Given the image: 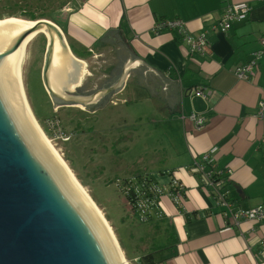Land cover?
I'll return each instance as SVG.
<instances>
[{
  "label": "crops",
  "instance_id": "1",
  "mask_svg": "<svg viewBox=\"0 0 264 264\" xmlns=\"http://www.w3.org/2000/svg\"><path fill=\"white\" fill-rule=\"evenodd\" d=\"M238 3L248 5L246 19L225 33L212 34L202 57L189 56L176 31L152 32L156 22L177 19L196 34L226 5ZM66 12L59 29L71 55L86 60L90 74L83 84L64 90L68 94L87 97L109 89L127 60L142 62L129 69L122 87L96 112H103V121L112 125V117L133 124L126 137L129 148L143 140L144 156H162L157 163L143 164L134 176L150 174L165 190L174 179L183 187L180 205L162 196L161 218L147 224L160 230L155 238L165 240L156 264H264V219L234 224L230 212L215 205L193 166L212 151L214 170H230L234 208L264 204V122L256 117L258 103L264 101V56L249 79L239 80L233 72L260 48L264 2L76 0ZM197 87L210 89L211 98L192 97ZM116 107V114L108 111ZM192 114L205 117L200 129L189 119ZM156 132L165 144H152Z\"/></svg>",
  "mask_w": 264,
  "mask_h": 264
},
{
  "label": "water",
  "instance_id": "2",
  "mask_svg": "<svg viewBox=\"0 0 264 264\" xmlns=\"http://www.w3.org/2000/svg\"><path fill=\"white\" fill-rule=\"evenodd\" d=\"M0 37V264H117L98 222L62 172L32 137L15 108L8 85L9 62L32 33L45 30L43 87L60 106L96 111L122 87L139 60L125 62L113 87L87 97L68 94L85 82L86 60L69 52L61 31L36 20ZM56 102V103H55Z\"/></svg>",
  "mask_w": 264,
  "mask_h": 264
},
{
  "label": "rangeland",
  "instance_id": "3",
  "mask_svg": "<svg viewBox=\"0 0 264 264\" xmlns=\"http://www.w3.org/2000/svg\"><path fill=\"white\" fill-rule=\"evenodd\" d=\"M73 2L76 0H0V19L15 17L32 21L33 17V21L47 20L60 28ZM45 56L46 38L39 34L26 45L21 65L29 108L53 147L102 211L128 264H141L140 257L161 249L165 240L154 237L161 233L160 230L135 221L118 184L122 179L134 176L143 164L161 161L162 156L159 153L144 156L143 140L137 139L134 147L127 146V133L133 124L112 117V125L103 121L106 118L102 116L103 112H90L83 107H53L42 82ZM117 109L109 108L108 111L114 115ZM153 135L157 140L152 144H165L159 132ZM155 167L161 168V164ZM140 175L146 174L134 177ZM158 253H154L156 262Z\"/></svg>",
  "mask_w": 264,
  "mask_h": 264
},
{
  "label": "built area",
  "instance_id": "4",
  "mask_svg": "<svg viewBox=\"0 0 264 264\" xmlns=\"http://www.w3.org/2000/svg\"><path fill=\"white\" fill-rule=\"evenodd\" d=\"M264 2V0H259ZM249 11L248 5L245 3L226 5L219 17L210 22L206 27H202L196 34L187 31L185 24L181 20H160L156 22L152 28L155 34L160 33L164 29L174 30L179 35L182 42L187 47L189 56H204L210 47V36L214 33L227 32L233 23L246 19ZM260 48L254 51L248 62L237 65L233 72L237 79L247 80L254 75L258 60L264 56V37L259 39ZM192 97L207 100L211 98L212 91L210 89L197 87L190 92ZM256 117L264 122V101H260L257 106ZM189 119L193 122L196 129H200L205 124V117L191 115ZM211 152L202 154L193 163L194 170L200 176L201 182L208 189L209 195L213 198L215 205L230 212L233 223L238 224L241 220H249L258 223L264 219V204L258 205L250 209L234 208V203L229 198L228 177L230 170L215 171L213 161L210 157ZM118 187L124 196L128 205L130 214L138 221H146L151 213L161 215L158 208L159 199L168 195L176 206L180 205V199L184 195L183 187L175 179L171 180L168 188L165 190L159 183L151 181L146 175L137 177H129L122 179ZM130 197V198H128Z\"/></svg>",
  "mask_w": 264,
  "mask_h": 264
},
{
  "label": "bare ground",
  "instance_id": "5",
  "mask_svg": "<svg viewBox=\"0 0 264 264\" xmlns=\"http://www.w3.org/2000/svg\"><path fill=\"white\" fill-rule=\"evenodd\" d=\"M33 23L35 22L15 17H7L0 19V37L13 34L23 26H31ZM39 34L44 35L45 38H49L48 33L42 29L38 32L32 33L26 39H24V41L16 48L9 62L8 85L13 104L17 109L18 113L20 114L32 137L38 142L42 150L50 158L51 162L62 172L66 180L72 185L77 194L83 199L84 203L89 208L90 212L98 222L99 227L117 264H128L121 250L119 242L117 241V238L107 219L104 217L102 211L91 198L89 193L79 183L72 170L67 166L68 164H66V162L62 159L60 153H58L53 147V145L37 123L31 109L29 108L22 82L21 65L23 62L26 45L35 36ZM77 107L82 108V106Z\"/></svg>",
  "mask_w": 264,
  "mask_h": 264
},
{
  "label": "trees",
  "instance_id": "6",
  "mask_svg": "<svg viewBox=\"0 0 264 264\" xmlns=\"http://www.w3.org/2000/svg\"><path fill=\"white\" fill-rule=\"evenodd\" d=\"M30 20H34V18L32 17ZM140 176H142V175H140ZM146 177L148 178V179H150L149 178V176H147L146 175ZM137 178H138V176H137ZM151 181H152V179H150ZM128 198H130V197H128ZM161 218V215H156V214H154V213H151V215L149 216V218L146 220V221H144V222H141V221H138V219L135 217L134 219H135V221H137V223H140V224H146V223H150L151 221H153V220H158V219H160ZM170 243H167L166 245H169ZM160 250V249H159ZM159 250H157V251H153V252H148V253H145V254H143L141 257H140V263L141 264H156V260H155V256H154V253L155 252H158Z\"/></svg>",
  "mask_w": 264,
  "mask_h": 264
},
{
  "label": "flooded vegetation",
  "instance_id": "7",
  "mask_svg": "<svg viewBox=\"0 0 264 264\" xmlns=\"http://www.w3.org/2000/svg\"><path fill=\"white\" fill-rule=\"evenodd\" d=\"M55 103H56V102H55ZM56 104H57V106H58V105H60L61 103H60V104H59V103H56ZM68 107H69V106H68Z\"/></svg>",
  "mask_w": 264,
  "mask_h": 264
}]
</instances>
